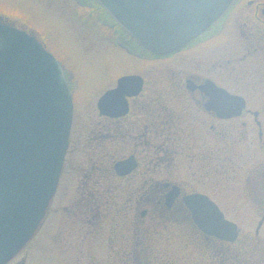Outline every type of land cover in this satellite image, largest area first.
<instances>
[{
  "label": "flooded vegetation",
  "instance_id": "flooded-vegetation-1",
  "mask_svg": "<svg viewBox=\"0 0 264 264\" xmlns=\"http://www.w3.org/2000/svg\"><path fill=\"white\" fill-rule=\"evenodd\" d=\"M118 39L143 66L116 76L82 107L75 100L72 74L65 70L74 104L69 145L39 230L51 223L57 232L68 217L76 216L80 227L89 228L81 239H90L91 256L106 255L115 264H154L160 234L170 226L202 254L208 246L213 263L223 264L214 258L226 253L225 247L235 251L242 233L215 196L223 180L245 176L249 203L261 213L256 236L264 225V0H232L203 33L168 54L153 53L131 36ZM132 74L139 76L135 85L100 103L107 91L117 88L120 77ZM222 99L230 100L224 104L232 110H221ZM68 165L79 180L73 189L61 187ZM61 191H73L83 203L76 202L74 210L67 204L53 210ZM100 193L105 211L94 205ZM119 193L128 195L126 203L111 205L109 196ZM194 195L209 197L238 225L235 241L200 228L188 203Z\"/></svg>",
  "mask_w": 264,
  "mask_h": 264
},
{
  "label": "water",
  "instance_id": "water-1",
  "mask_svg": "<svg viewBox=\"0 0 264 264\" xmlns=\"http://www.w3.org/2000/svg\"><path fill=\"white\" fill-rule=\"evenodd\" d=\"M97 1L141 45L156 54L185 46L232 2ZM138 77H120L117 88L107 91L100 103L135 85ZM222 102L221 110H232L224 104L230 100ZM73 109V93L63 64L35 34L0 18V264H6L26 246L45 217L69 145ZM188 203L205 233L228 241L238 238V225L227 219L209 197L190 196Z\"/></svg>",
  "mask_w": 264,
  "mask_h": 264
},
{
  "label": "rangeland",
  "instance_id": "rangeland-1",
  "mask_svg": "<svg viewBox=\"0 0 264 264\" xmlns=\"http://www.w3.org/2000/svg\"><path fill=\"white\" fill-rule=\"evenodd\" d=\"M105 11L101 9L97 0H0V15L21 29L35 34L63 64L65 70L72 74L78 107H82L86 99L97 97L104 86L116 76L138 70L143 66L139 58L118 45L119 35L128 39L130 35ZM116 27H119L118 30ZM164 68L166 67L158 69V75L159 70ZM231 174L236 175L234 172ZM244 179V175L238 174L234 182L223 180L225 185L220 191L215 192V196L228 207L225 209L229 218L241 226L242 233L237 246L242 242L246 243L245 247L254 243L263 246L264 225L259 236L255 233L261 213L250 205ZM78 182L77 175L70 173L68 165L61 187L73 189ZM70 193L63 195L62 191L59 192L53 210L58 209L61 204H67L74 210L76 202L81 203L80 195L74 194L73 191ZM95 197L100 201H94L98 208L96 209L105 211V196L100 193L95 194ZM127 197L128 195L120 193L112 194L109 196L110 204H115L116 207L125 204ZM76 219H78L76 216L68 217L67 222L70 221L66 223L65 220L64 226L57 227V232L56 224L47 223L45 226L47 228L42 231L38 228L26 246L6 264L13 262L59 264L60 260L63 264H115L116 261L108 259L106 255H90L89 244L87 245V240L90 239L83 240L84 242L81 239L89 228L80 227ZM97 220L100 221V218ZM98 224L101 231V224ZM191 241L185 235L184 237L178 235L170 226L164 229L159 238V258L154 264H214L213 259L209 258L208 246L202 254L195 244L190 243ZM52 251H55L54 258L50 254ZM60 251L63 252L62 256H59ZM214 260L218 262L217 259Z\"/></svg>",
  "mask_w": 264,
  "mask_h": 264
},
{
  "label": "trees",
  "instance_id": "trees-1",
  "mask_svg": "<svg viewBox=\"0 0 264 264\" xmlns=\"http://www.w3.org/2000/svg\"><path fill=\"white\" fill-rule=\"evenodd\" d=\"M101 9L105 11L103 8ZM245 244V242L244 244L242 242L236 250H232V252L229 247H225L226 253L223 251L221 256H217V260H222L224 263L227 262L226 264H264V244L263 246H259L258 243H254L249 247H245Z\"/></svg>",
  "mask_w": 264,
  "mask_h": 264
}]
</instances>
